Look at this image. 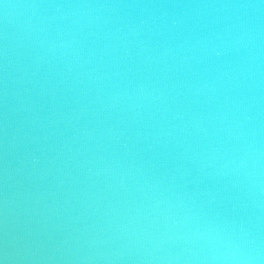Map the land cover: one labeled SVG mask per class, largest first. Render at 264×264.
I'll use <instances>...</instances> for the list:
<instances>
[{
  "label": "water",
  "instance_id": "95a60500",
  "mask_svg": "<svg viewBox=\"0 0 264 264\" xmlns=\"http://www.w3.org/2000/svg\"><path fill=\"white\" fill-rule=\"evenodd\" d=\"M229 241L264 264V2L0 0L3 264Z\"/></svg>",
  "mask_w": 264,
  "mask_h": 264
},
{
  "label": "clouds",
  "instance_id": "9594fccd",
  "mask_svg": "<svg viewBox=\"0 0 264 264\" xmlns=\"http://www.w3.org/2000/svg\"><path fill=\"white\" fill-rule=\"evenodd\" d=\"M262 2H264V0H262ZM216 54L219 55V52ZM220 255L225 258H232L237 262V264H245V261L242 259L244 254L240 252L238 246L231 241L227 242V246L224 248L223 252L220 253ZM247 259H250V257ZM0 264H3L2 260H0Z\"/></svg>",
  "mask_w": 264,
  "mask_h": 264
}]
</instances>
